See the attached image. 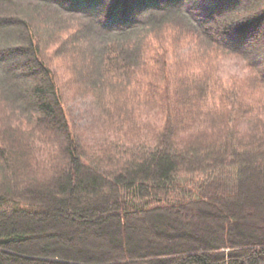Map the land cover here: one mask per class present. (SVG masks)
I'll return each instance as SVG.
<instances>
[{
    "label": "trees",
    "instance_id": "16d2710c",
    "mask_svg": "<svg viewBox=\"0 0 264 264\" xmlns=\"http://www.w3.org/2000/svg\"><path fill=\"white\" fill-rule=\"evenodd\" d=\"M38 1L0 0V264H264V0ZM56 9L94 141L28 13Z\"/></svg>",
    "mask_w": 264,
    "mask_h": 264
},
{
    "label": "rangeland",
    "instance_id": "374dc122",
    "mask_svg": "<svg viewBox=\"0 0 264 264\" xmlns=\"http://www.w3.org/2000/svg\"><path fill=\"white\" fill-rule=\"evenodd\" d=\"M38 5L41 6L38 0H10V6H15L17 10H24L26 9H35ZM45 10V8H44ZM56 13L54 15L49 14L48 12L44 14L36 13L35 11H28V13H33V16H35L37 19L33 20L34 27L38 30L41 29V35L43 37V44L45 43L46 47V54L47 60L49 63H51V67L54 69L56 75L58 76V84L62 85V92L64 97V107L66 109V113L70 120V125L73 127L75 131H77L86 141H94V139H98L100 137V113L96 106V99L91 93H83L78 85L67 83L68 74L65 71L66 66L64 65L65 61H68L67 57L62 55L58 50L62 49L60 47V39H67V37L70 35L63 34L62 31H59L61 28H64L65 25H58L54 26L50 22L53 20H56L60 18L61 22H64L67 26H69L71 29L74 27L76 22L79 20V16H74L69 13H61L60 17H57L56 19H49L55 18L60 12L56 9ZM29 19V17H28ZM49 26V27H47ZM46 28V29H44ZM58 31V32H57ZM45 33V34H44ZM69 45V44H68ZM63 50V49H62ZM225 63V70L232 71L233 73L239 69L241 66V62L237 61L235 58L227 60ZM8 104L6 106L4 105V102L0 100V109H3L5 107V110H9ZM10 106V105H9ZM13 107L10 106V109ZM20 120V119H19ZM21 139L24 144L27 145L28 149L27 154V161L30 162V165L26 163V165L22 166V169H24L23 178L24 180H29L30 178H35L37 182H44L50 179V175H48V172L45 173L42 169L40 164L37 163V159H45V157H42L44 154L41 150H45L44 148L47 147L48 144L44 142L42 144L39 140L35 143H33V147H37L40 150L36 151L31 149L28 144V139L32 134L29 132L21 133ZM26 141V142H25ZM43 154V155H42ZM32 158V160H31ZM52 159V158H51ZM24 163V164H25ZM46 170V168H45ZM47 171V170H46ZM52 173V172H51ZM33 176V177H32ZM35 176V177H34ZM2 179V172L0 170V180Z\"/></svg>",
    "mask_w": 264,
    "mask_h": 264
}]
</instances>
